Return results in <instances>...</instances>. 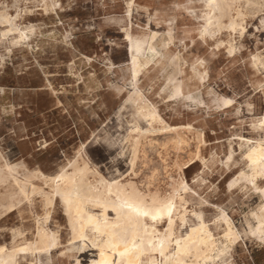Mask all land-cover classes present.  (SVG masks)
Wrapping results in <instances>:
<instances>
[{"label": "rangeland", "instance_id": "rangeland-1", "mask_svg": "<svg viewBox=\"0 0 264 264\" xmlns=\"http://www.w3.org/2000/svg\"><path fill=\"white\" fill-rule=\"evenodd\" d=\"M48 1L53 9L43 0H0V15L8 14L16 28L0 18V167L17 166L20 176L56 177L76 161L87 162L108 180H132L162 197L175 195L180 210H187L185 223L177 220L178 235L200 214L222 246L228 218L236 244L205 264H264V177H252L245 156L255 142L264 144L263 0H255L258 10L239 2L245 30L225 29L207 42L201 38L207 0ZM126 30L143 39L154 32L175 36L171 51L182 58L181 97L169 98L173 69L161 46L139 82L134 79ZM217 41L224 44L217 48ZM228 43L236 47L233 52ZM195 68L201 80L193 77ZM137 90L166 125L183 127L186 143L178 147L161 130L165 124L155 123L138 153L134 178L129 134L136 126L150 128L131 102ZM7 186L0 183V248L13 250L35 243L47 209L37 196L9 208ZM43 226L59 245L49 252H20L19 264L98 259L92 245L74 240L60 201Z\"/></svg>", "mask_w": 264, "mask_h": 264}, {"label": "bare ground", "instance_id": "bare-ground-1", "mask_svg": "<svg viewBox=\"0 0 264 264\" xmlns=\"http://www.w3.org/2000/svg\"><path fill=\"white\" fill-rule=\"evenodd\" d=\"M43 1L47 9L54 5L49 4L48 0ZM240 1L207 0L205 5L210 12L204 19V30L201 32V38L205 42L208 41L207 38L214 37L225 29L235 31L240 27L245 30L243 27L245 14L238 6ZM246 2L253 9L258 10L260 7L259 2L255 0H246ZM0 18L2 23L10 24L11 30H16L14 20L8 14H1ZM226 21L228 24L225 23ZM126 37L130 40L133 49L134 79L139 82L140 76L148 69L151 59L160 53L157 46H161L167 50L166 66L173 69L168 76L169 98L181 97L184 88L178 76L182 73V58L180 53L171 51V47L175 46V36L172 34L159 36L158 32H154L149 39H143L133 37L131 32L126 30ZM223 44V41H217L216 47L220 48ZM228 45V51L233 52L236 47L232 43ZM146 54L151 56L147 57ZM193 77L201 80V72L197 68L194 69ZM135 86L137 87V84ZM130 99L139 113V118L146 120L150 126L148 129L136 126L129 134L132 153L130 162L135 178L134 166L143 141L153 134L155 123L165 124V122L156 107L140 90L130 95ZM261 127L264 130V117L261 119ZM181 129L183 127L172 128L165 124L161 130L165 134H172L178 147H182L186 140L181 135ZM243 141L246 144L251 142L250 139ZM152 142L153 139H150L149 144ZM245 156L253 171L252 177L254 179L258 176L264 177V144L260 141L255 142ZM61 173L56 177L45 176L40 172H30L20 176L17 166L6 164L0 167V183L8 184L6 197L9 208L19 209L23 206V202L32 203L37 196L41 198L42 205L47 209L46 214L44 213L46 215L44 221L37 228L35 243L13 250L1 247L0 264H19L17 256L20 252L26 253L33 249L49 252L57 248L59 245L57 236L43 226V223L48 222L51 209L58 201L64 207L74 240L82 242L87 247L92 245L98 252V259L93 264H159V257L160 264H205L206 261L231 250L238 239L230 220L223 219L226 223L224 237L227 243L218 246L214 233L200 214H196L199 220L196 224L190 226L185 234L178 235L177 220L179 219L182 224L185 223L187 210L186 208L180 210L175 195L162 197L148 188L142 190V187L140 188L132 180L126 182L118 178L108 180L97 170H93L87 162L79 164L76 161L71 164V169ZM182 189L188 190L187 185L185 184ZM179 198L184 200L180 195ZM164 225L166 228H161ZM88 231L92 237L89 236Z\"/></svg>", "mask_w": 264, "mask_h": 264}]
</instances>
